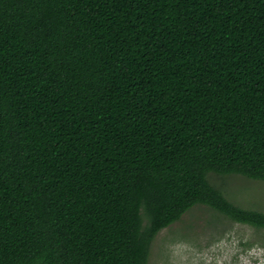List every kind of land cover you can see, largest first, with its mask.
Masks as SVG:
<instances>
[{"label":"trees","instance_id":"trees-1","mask_svg":"<svg viewBox=\"0 0 264 264\" xmlns=\"http://www.w3.org/2000/svg\"><path fill=\"white\" fill-rule=\"evenodd\" d=\"M210 175L264 182V0H0V264H147Z\"/></svg>","mask_w":264,"mask_h":264},{"label":"rangeland","instance_id":"rangeland-1","mask_svg":"<svg viewBox=\"0 0 264 264\" xmlns=\"http://www.w3.org/2000/svg\"><path fill=\"white\" fill-rule=\"evenodd\" d=\"M210 181L229 202L264 213V182L237 175ZM147 264H264V230L195 206L156 235Z\"/></svg>","mask_w":264,"mask_h":264}]
</instances>
